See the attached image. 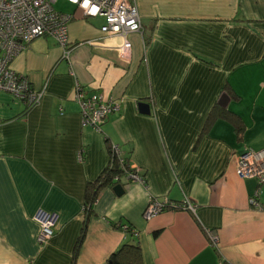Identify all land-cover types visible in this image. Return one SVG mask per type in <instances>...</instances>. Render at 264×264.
<instances>
[{
  "label": "crops",
  "instance_id": "1",
  "mask_svg": "<svg viewBox=\"0 0 264 264\" xmlns=\"http://www.w3.org/2000/svg\"><path fill=\"white\" fill-rule=\"evenodd\" d=\"M49 1L72 15L68 55L54 37L34 38L11 68L43 89L39 101L0 90V264H72L82 226L76 264H111L126 242L141 264H264V184L254 207L256 181L236 172L241 153L264 149V0H133L142 33L125 38ZM76 86L119 102L99 132L83 125ZM111 145L144 182L122 176L120 195L101 188L84 223L86 185ZM152 197L188 199L194 211L146 220ZM39 210L56 215L44 244Z\"/></svg>",
  "mask_w": 264,
  "mask_h": 264
},
{
  "label": "built area",
  "instance_id": "2",
  "mask_svg": "<svg viewBox=\"0 0 264 264\" xmlns=\"http://www.w3.org/2000/svg\"><path fill=\"white\" fill-rule=\"evenodd\" d=\"M82 10L84 16H101L104 33L117 34L125 38L128 33H142L138 10L133 0H66ZM72 15L57 12L49 0H0V90L7 91L18 97L27 107L36 104L43 89L34 90L27 77L17 74L11 68L14 57L34 38L50 35L62 47L64 55H68L70 45L67 40V23ZM120 57L126 58L129 53V43L123 41L120 46ZM75 99L79 102L82 123L100 131L106 117L120 108L118 101L105 98L101 93L86 95L80 86L75 88ZM113 155L123 161V156L116 145H111ZM125 175L128 180L144 182L135 168ZM237 175L240 178H252L257 183L254 196L249 203L261 208L258 201L260 186L264 184V149H248L238 156ZM118 177L116 178V180ZM167 208H180L194 211V205L185 199L182 202H172L166 198L152 197L143 210V217L149 220ZM34 219L39 224L37 241L44 244L54 234L56 215L37 211ZM126 229V227L124 228ZM213 244L217 237L209 234Z\"/></svg>",
  "mask_w": 264,
  "mask_h": 264
},
{
  "label": "trees",
  "instance_id": "3",
  "mask_svg": "<svg viewBox=\"0 0 264 264\" xmlns=\"http://www.w3.org/2000/svg\"><path fill=\"white\" fill-rule=\"evenodd\" d=\"M214 111L210 112L209 119L213 117ZM230 117V116H228ZM232 120V119H231ZM233 125L237 132L240 131V124L235 120H232ZM123 161L120 162L119 158L116 157V154L113 155L110 151L109 146V161L108 165L104 169V171L100 174L98 179L94 182H88L86 185L84 202H83V214H84V223L87 221L88 216L92 213L93 203L96 200L98 192L101 188L110 186L113 187L116 183H119L122 176L128 174V171L131 172L132 169L130 168L129 163L127 162L126 157H122ZM118 179L116 180V178ZM126 178V176H125ZM126 231L133 232L130 228L126 227ZM84 233V226H82L80 235L77 238V243L75 250L77 249L78 245L81 242ZM73 256V262L75 263V253ZM111 264H141V252L140 248L137 244L134 243H123L120 247L110 255L109 259Z\"/></svg>",
  "mask_w": 264,
  "mask_h": 264
},
{
  "label": "water",
  "instance_id": "4",
  "mask_svg": "<svg viewBox=\"0 0 264 264\" xmlns=\"http://www.w3.org/2000/svg\"><path fill=\"white\" fill-rule=\"evenodd\" d=\"M140 111L142 113H148L149 110H148V105H146L145 103H141L140 104ZM114 193L116 195H120L123 193V188H122V185L120 183H116L113 187H112Z\"/></svg>",
  "mask_w": 264,
  "mask_h": 264
},
{
  "label": "rangeland",
  "instance_id": "5",
  "mask_svg": "<svg viewBox=\"0 0 264 264\" xmlns=\"http://www.w3.org/2000/svg\"><path fill=\"white\" fill-rule=\"evenodd\" d=\"M54 8L61 10V11H69L70 5L65 0H59L55 5H53ZM12 95V94H11ZM18 98V97H17ZM19 99V98H18Z\"/></svg>",
  "mask_w": 264,
  "mask_h": 264
}]
</instances>
